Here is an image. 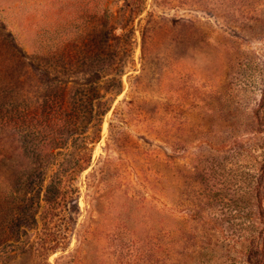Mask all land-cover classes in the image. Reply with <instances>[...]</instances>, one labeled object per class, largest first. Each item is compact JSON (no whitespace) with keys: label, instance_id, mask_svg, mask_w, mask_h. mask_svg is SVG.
Here are the masks:
<instances>
[{"label":"rangeland","instance_id":"obj_1","mask_svg":"<svg viewBox=\"0 0 264 264\" xmlns=\"http://www.w3.org/2000/svg\"><path fill=\"white\" fill-rule=\"evenodd\" d=\"M256 115L264 0H0V264H245L192 214Z\"/></svg>","mask_w":264,"mask_h":264},{"label":"trees","instance_id":"obj_2","mask_svg":"<svg viewBox=\"0 0 264 264\" xmlns=\"http://www.w3.org/2000/svg\"><path fill=\"white\" fill-rule=\"evenodd\" d=\"M262 120L256 115L258 127L254 134L257 136L258 154L255 149L254 152L250 151L248 166L243 170L237 169L235 161L244 157L243 150L238 146L235 158L222 164L221 170L218 167L220 172L211 171L205 177V187L199 193L198 203L192 214L193 221L207 227L215 236L226 239L230 250L237 249V253L246 259L245 264H264V119ZM53 190L54 193L47 189V196L58 201L60 182H56ZM57 249L65 251L58 243L48 246L45 251L53 252Z\"/></svg>","mask_w":264,"mask_h":264}]
</instances>
